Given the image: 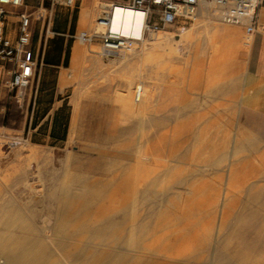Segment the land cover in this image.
<instances>
[{
  "label": "rangeland",
  "instance_id": "374dc122",
  "mask_svg": "<svg viewBox=\"0 0 264 264\" xmlns=\"http://www.w3.org/2000/svg\"><path fill=\"white\" fill-rule=\"evenodd\" d=\"M101 1L115 2L94 0L85 22L67 37L54 35L21 102L11 94L2 98L0 198L20 197L19 171L31 169L33 191L21 195L38 194L39 213L51 211L42 195L62 179L71 192L83 186V197L100 198L90 210L98 206L99 220L113 218L123 250L130 237V219L122 212L128 205L139 216L154 214L135 240L148 236L145 242L160 252L169 253L171 245L193 253L185 263L209 264L210 248L202 244L213 247L226 229L236 228L247 196L264 187V78L247 68L251 38L201 2L189 10L195 18H177L158 32L167 38L146 39L130 54L107 58L97 43L87 46L71 37L92 30ZM37 7L33 18L44 20L52 12L76 21L74 8L59 10L64 6H51L50 0ZM256 23L264 25V0ZM41 25L32 19V36ZM137 84L143 88L139 101L133 98ZM65 224L75 228V222ZM247 227L250 233L238 243L264 239L255 234L259 224ZM254 250L257 260L249 264H264V247Z\"/></svg>",
  "mask_w": 264,
  "mask_h": 264
},
{
  "label": "bare ground",
  "instance_id": "6f19581e",
  "mask_svg": "<svg viewBox=\"0 0 264 264\" xmlns=\"http://www.w3.org/2000/svg\"><path fill=\"white\" fill-rule=\"evenodd\" d=\"M214 11L218 10L214 8ZM187 12L193 15L189 10ZM114 14L121 21H127L134 17L137 18V14L118 5L114 8ZM115 29H119L124 33L128 32V27L120 23L116 24ZM167 37L165 33L153 32L149 34L147 39L158 40ZM246 37L251 38V35L247 34ZM143 43L144 41L140 44ZM92 48L88 47V51L98 53L97 50L95 51ZM141 50V53H143L144 50ZM19 172L21 174L19 178L24 180V184L21 182L22 186H24L20 193H31L33 190L30 186V179L34 171L22 169ZM65 179L67 178L65 177ZM63 181L60 179L54 184L48 185L45 189V194L42 197H44V200L47 201V206L51 209V211L49 210L45 213H39L35 208L38 194L36 196L32 194L23 196L20 194V197L14 196L15 194L2 197L4 194H1L0 264H187L184 259L192 257L193 253L186 254L183 251L184 254H182L178 247H171V245L170 248L173 249H170L169 253L168 250L160 252L154 249V242L153 244L152 242H145L148 236L141 235L136 241L134 239L135 232L138 230L147 231L150 227L149 222L154 214L145 212L142 216H139L135 214L137 207L133 211L131 209L133 207L131 206L130 208L128 205L122 209L123 216H129L130 219L129 231L127 230L130 237H128V242H126V250H123L122 247L117 246L118 240L114 236L113 227L115 226V221L113 218L109 214H106L104 219L99 220L94 216L98 214L96 211L98 206L96 209L90 210L91 206L96 204L100 198L94 195L85 196L86 198L83 197L81 192L85 190L83 186L80 190L71 192L69 186L63 185ZM133 192L136 191L134 190ZM133 192L132 194H134ZM256 199L259 200L258 203L251 205L250 203ZM123 203L125 205V202ZM222 203L221 207L224 206L225 201ZM173 205L177 207L175 202ZM242 207L241 212L237 214V216H241V221L235 224L236 228L231 230L226 229L224 235L218 238L217 245L213 247L209 245L203 246L202 244V247L210 248L207 254L209 264H241V262L249 264L257 260L254 249L264 247V239L253 241L241 240V244L238 241L240 237L243 238L246 233H250L251 230L247 226L251 224H259V228L255 231V234L264 238V187H260V190L255 194L247 196ZM129 209L131 210L129 211ZM242 218H247L249 221H245ZM65 222H75V228L70 229V226L65 224ZM155 224H158V222ZM158 230L160 228H157ZM117 233L119 235V232ZM157 241H160V238ZM112 242L113 245H111ZM205 243L207 244V242ZM165 248L166 246L163 249ZM179 256L181 258H178Z\"/></svg>",
  "mask_w": 264,
  "mask_h": 264
},
{
  "label": "built area",
  "instance_id": "2783aa9c",
  "mask_svg": "<svg viewBox=\"0 0 264 264\" xmlns=\"http://www.w3.org/2000/svg\"><path fill=\"white\" fill-rule=\"evenodd\" d=\"M24 0H0V102L7 94L21 102L27 88L31 87L40 63L32 44L33 16L21 11L17 13V26L14 35L7 27V17L11 11L23 5ZM201 2H207L216 8L225 24L243 26L246 34H252L256 27V8L260 0H127L123 3L101 1L92 30L75 32L76 38L87 46L97 43L99 54L113 57L130 54L137 45L146 40L150 33L159 32L172 24L177 18L191 19L188 10H194ZM51 6L69 7L72 0H50ZM118 5L128 9L137 18L119 20L114 14ZM40 15L36 18L39 19ZM117 23L126 25L128 32L115 29ZM143 88L137 84L133 98L139 101Z\"/></svg>",
  "mask_w": 264,
  "mask_h": 264
},
{
  "label": "crops",
  "instance_id": "0c3cea01",
  "mask_svg": "<svg viewBox=\"0 0 264 264\" xmlns=\"http://www.w3.org/2000/svg\"><path fill=\"white\" fill-rule=\"evenodd\" d=\"M109 1L116 2L118 0ZM34 3H36V5H33ZM37 5L42 7V0H26V2L24 0L21 7L10 12L7 17V27L8 30L10 29L9 31L11 35H14V31L17 26V13L26 11L33 16L35 12H37ZM93 5L94 0H72L71 6L59 7V10H63L65 12H70L73 8L76 9V21L74 24L71 22V14L63 15L60 20L59 17L52 14V12H50L49 17L44 20H41V16L39 19H36L37 17L33 18L42 22L41 27L38 28L37 36H32V44L38 54L40 63L43 62L45 54L49 53V45L53 41L54 35H60L63 37L69 36V32L73 29L74 25L76 26L78 23H83L87 20L93 9ZM34 8H36V10L33 11ZM43 29L46 32V36L44 38L42 37ZM48 34H51V36H48ZM43 64L46 66L51 65L46 61ZM247 68L252 74L264 78V25L261 27L257 25L255 31L251 34V43L247 57Z\"/></svg>",
  "mask_w": 264,
  "mask_h": 264
}]
</instances>
